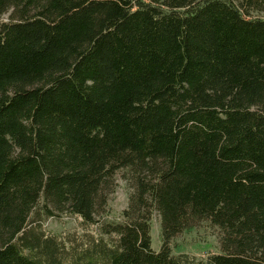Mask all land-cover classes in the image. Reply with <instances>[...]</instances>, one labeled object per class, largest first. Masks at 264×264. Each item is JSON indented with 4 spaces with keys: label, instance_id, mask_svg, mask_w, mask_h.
Masks as SVG:
<instances>
[{
    "label": "trees",
    "instance_id": "16d2710c",
    "mask_svg": "<svg viewBox=\"0 0 264 264\" xmlns=\"http://www.w3.org/2000/svg\"><path fill=\"white\" fill-rule=\"evenodd\" d=\"M0 264H264V0H0Z\"/></svg>",
    "mask_w": 264,
    "mask_h": 264
},
{
    "label": "rangeland",
    "instance_id": "374dc122",
    "mask_svg": "<svg viewBox=\"0 0 264 264\" xmlns=\"http://www.w3.org/2000/svg\"><path fill=\"white\" fill-rule=\"evenodd\" d=\"M121 170L115 177L114 191L110 194L107 203V217L118 219L122 210L127 206L129 195L132 191L129 182L123 177ZM45 230L58 232L63 229L70 230L74 227L73 220L68 216L48 218L41 225ZM151 244L154 250H159L161 245L160 215L153 211L150 220ZM220 231L211 226L208 222H203L197 226L188 228L175 236L170 243L173 253H189L197 256H204L209 252L219 250Z\"/></svg>",
    "mask_w": 264,
    "mask_h": 264
}]
</instances>
